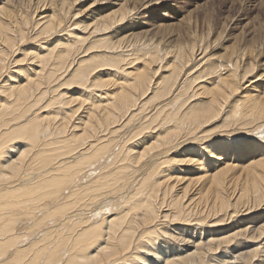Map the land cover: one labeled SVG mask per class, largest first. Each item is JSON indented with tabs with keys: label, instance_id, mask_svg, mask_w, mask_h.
Masks as SVG:
<instances>
[{
	"label": "bare ground",
	"instance_id": "1",
	"mask_svg": "<svg viewBox=\"0 0 264 264\" xmlns=\"http://www.w3.org/2000/svg\"><path fill=\"white\" fill-rule=\"evenodd\" d=\"M81 2L0 0V75L19 70L7 87L0 77V264H264L257 60L245 63L233 51L215 65L199 44L170 48L164 37L126 55L143 1L83 27L69 21ZM93 2L84 14L101 1ZM47 5L58 15H46ZM162 46L176 61L161 67ZM132 57L136 69L128 68ZM196 64L214 72L202 86L201 77L191 78ZM98 69L106 77L93 78ZM71 71L69 85L85 98L74 99V112L72 99L58 93ZM159 97L156 112L126 131ZM43 101L55 102L57 116L39 115ZM14 135L24 140L7 148ZM27 158L42 164L29 185L20 179Z\"/></svg>",
	"mask_w": 264,
	"mask_h": 264
},
{
	"label": "rangeland",
	"instance_id": "2",
	"mask_svg": "<svg viewBox=\"0 0 264 264\" xmlns=\"http://www.w3.org/2000/svg\"><path fill=\"white\" fill-rule=\"evenodd\" d=\"M82 1L83 2H81V5L77 7L73 12H71L69 16L70 19L69 21H71V23L73 24H80L83 27L90 25L92 22L94 23L97 19L111 13L112 11L114 12L119 11L121 6H125L126 4L131 9L138 0H110V1L108 0L109 2L100 0L101 2L95 4V6L92 8V10L94 11L86 13L87 15L84 14L85 10L92 4L93 1L95 2V0H82ZM142 1L144 5V10H141V12H138L137 15H134L141 18H139L140 20H138L139 21L138 25L132 29L133 32L131 31V33L135 34L134 38L136 39L135 42H133V44H129V45L126 44V46L128 45L131 47L130 48L127 46L128 50L125 53L126 55L133 54L131 53L132 49L133 50L139 49L138 51L142 52L143 51L142 46L144 48L146 44L147 45L149 43L151 44V42L149 41H154L151 39H155L156 41L157 40L159 41L161 37H164L165 40L167 39L166 43L168 42V44H170L169 45L170 48H176L177 45L178 46L185 45L184 47H186V45L192 46L193 44L195 45L199 44L198 48L195 47L196 51L199 50L198 53L204 51L205 54H203L201 57H203L204 59L209 57L211 59L210 63L217 62L218 59H220V57L226 56L232 53L233 51L236 52L235 55H237L236 58H238V56H240L239 53H241L243 57L244 56L246 57V53L251 52L254 49L255 50L257 49L259 51L257 59L256 57H251V56L249 58V54H247L248 58L244 57L245 60H243V62L245 61V63H247L249 62V60L255 58L254 60H257V65H260L259 68H261L259 69L258 74L256 72L255 75L257 76L261 75L260 73L262 72H263L262 75L264 74V40H263L264 39V0H147V1L142 0ZM11 2L5 6V10L8 13L14 12L15 6L11 4ZM135 5L138 6L139 2H137ZM52 7L53 6L47 5L45 13L50 17H55L58 15V13H56L53 9H51ZM76 16H78L77 19L75 18ZM117 24L118 22L115 23V25ZM123 26L124 25H122L121 27ZM118 28L120 27H117V29ZM193 34L194 36L197 37V38L195 37L197 41L193 39L194 38ZM101 37L102 35H97L91 39V42L94 43L95 41L101 39ZM38 38L43 42H45V39H47L45 36H38ZM135 44H137L136 46L140 44L141 45L136 47ZM133 45L134 47H132ZM126 46L125 48H127ZM200 46H202L203 49ZM95 50L97 54L100 55H102L105 51L99 49H95ZM166 50L167 47H163V51L159 55L161 56V54H164ZM24 56L25 55L20 54L16 59L13 60V63L15 65L18 64L21 60H23ZM163 57H164V63L162 60L161 61L162 64L159 65L161 67L165 66L166 65L165 63L167 62L172 64V61H176V58H172V57H169V59L166 60L167 57L166 54H164ZM201 57H198V59H200ZM133 59H134L133 57L129 58L128 68L136 69L140 65L139 62H133ZM10 60H11V55L9 54L7 57V62H9ZM84 60L87 59H83L82 61ZM217 64H219V61L217 62ZM217 64L215 63V65ZM196 66L197 64L193 67V70L191 71L193 73V74L191 73V78L201 77L199 80H197L196 83L197 85L200 84L202 86L203 81L207 80L208 76H211V74H213L214 72L213 70L208 71L210 75H207L206 73L203 72V68H195ZM203 67H205V65ZM104 70L106 69L96 70L95 73L93 74L94 75L93 78L101 76L102 74L101 72ZM18 71L19 70L17 69H13L10 73H8L9 72L8 71L0 75V77L1 76L3 77L6 87L10 84L8 82V78L10 77V75L17 73ZM73 73L74 71H71V74L61 81V85L64 84V86L63 88H60L58 90V93L65 95V97H67L68 100L72 99L70 102L69 110L74 112V111H78L76 109L79 107L78 105L80 104L78 100H74V99L81 97L84 100L85 98L83 96H80L79 93L75 92V90H77V86L69 85L70 84L69 81L73 77ZM110 73L111 72H109V74ZM101 77H106V76L103 75ZM112 78H105L104 80L109 79L110 81L114 82L115 79L114 76H112ZM261 81L263 80H259L258 82L259 86L264 85V81L263 83ZM204 83L206 85V82ZM108 88L109 87L106 88V91L108 90ZM262 88H264V86ZM103 91L97 90L95 92L100 93ZM150 95L147 98H145V100H148L151 97ZM203 96L206 97V95ZM238 97L239 95L236 97L235 100L240 99V97L239 98ZM159 98L160 99L155 101L152 100L151 104L148 107V110L146 112H140V116L134 118V121L131 122V124L128 122L130 119L129 117L127 120L128 122L127 128L125 130L126 131L133 130L135 127L144 123L145 119L147 118L146 113H148L149 111L152 113L156 112V110L158 109V104L162 103L163 101L162 99L163 97H159ZM45 101H43L35 110H38L39 115L42 117H46L49 111L53 112L55 116H57L59 109L57 105H54L55 102H51L50 104H48L49 102H45ZM86 104L87 103H84L83 105ZM77 115L78 112L75 113L74 117H77ZM220 124L221 122H219L218 120L216 124L213 127L211 125V127L214 128L217 125V127L219 126L220 128V126L222 125ZM259 132H264V129L260 130ZM9 140L10 139L6 140L5 146L7 148H9L11 144L17 141H23L24 139L22 137H18V135H14L13 140L12 141ZM22 148L23 150L28 149L27 146H22ZM30 158H27L26 168L21 172L20 175L21 176L20 179H22L21 182H25L26 185L33 183L34 181L31 180H33V178L36 175H39L41 173L40 168L42 164L40 160L34 159L31 162ZM45 200L44 202H49L50 198L49 199L45 198ZM37 206H39V204L34 205V207ZM30 207H33L32 204ZM53 208L54 207L52 206V209ZM37 210H41V211L37 212L36 210L35 211L33 210L35 213L38 214V216L35 214L36 217H40L45 212V210L42 211L41 207H38ZM258 217L263 218L264 212H259L258 214H256V218ZM260 221H261L260 223H263L262 219ZM28 226H32V223L25 225L24 227H28ZM176 227L177 226H173V228ZM227 229L228 227H226L225 230L223 231H226ZM176 234H178V230Z\"/></svg>",
	"mask_w": 264,
	"mask_h": 264
}]
</instances>
